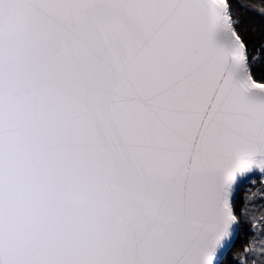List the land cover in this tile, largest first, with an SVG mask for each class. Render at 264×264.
<instances>
[{
    "label": "snow or ice",
    "instance_id": "6c2138e0",
    "mask_svg": "<svg viewBox=\"0 0 264 264\" xmlns=\"http://www.w3.org/2000/svg\"><path fill=\"white\" fill-rule=\"evenodd\" d=\"M264 0H0V264H264Z\"/></svg>",
    "mask_w": 264,
    "mask_h": 264
},
{
    "label": "trees",
    "instance_id": "16d2710c",
    "mask_svg": "<svg viewBox=\"0 0 264 264\" xmlns=\"http://www.w3.org/2000/svg\"><path fill=\"white\" fill-rule=\"evenodd\" d=\"M242 2L249 5V6H251L253 4L259 6V4H260V0H242ZM254 11H255V9H254ZM249 17L252 18L251 21H250ZM243 18L245 20L246 25L249 27L250 30L255 29L257 33L260 30H264V18H261V16L258 13L253 14L252 10L247 11L244 13Z\"/></svg>",
    "mask_w": 264,
    "mask_h": 264
},
{
    "label": "rangeland",
    "instance_id": "374dc122",
    "mask_svg": "<svg viewBox=\"0 0 264 264\" xmlns=\"http://www.w3.org/2000/svg\"><path fill=\"white\" fill-rule=\"evenodd\" d=\"M252 11H253V14H254V13H258L256 10L254 11V9H253ZM251 17H252V16H251ZM251 17H249L250 21H251V19H252ZM254 19H255V18H254Z\"/></svg>",
    "mask_w": 264,
    "mask_h": 264
}]
</instances>
